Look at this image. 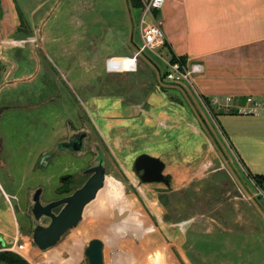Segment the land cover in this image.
Masks as SVG:
<instances>
[{"label": "rangeland", "instance_id": "rangeland-1", "mask_svg": "<svg viewBox=\"0 0 264 264\" xmlns=\"http://www.w3.org/2000/svg\"><path fill=\"white\" fill-rule=\"evenodd\" d=\"M36 1L14 0L21 22L15 34L0 39L30 38L24 47L8 46L18 51L15 66L25 74L6 77L4 89L3 78L14 60L5 61L0 54V210H7L2 201L6 192L23 223L21 214L27 212L33 192L65 163L57 158L42 170L39 160L56 139H65L71 120L98 141L107 155L108 175L120 181L124 195L118 207L90 202L79 225L50 249L39 251L27 237L29 229L23 231V254L28 255L27 248L29 255L35 252L33 262L38 264L53 253L85 264L88 241L101 237L106 264H112L119 250L136 257L132 264H185L182 247L190 252L192 264H264V190L256 187L224 142L221 118L214 114L219 108H207L192 84L161 78L169 68L165 46L138 55L136 70L123 68V60L135 56L143 44L144 9L129 0H94L93 13L86 15V3L80 0L79 8L70 12L66 0V7L64 1L49 17L53 39H42L33 29L40 26L29 22ZM145 21L153 24L155 17L148 13ZM30 54L34 55L28 59ZM38 63L48 70L43 65L34 72ZM28 73L36 79L27 82ZM262 117L255 116L247 127L263 129ZM142 153L165 162L169 185L141 181L134 162ZM246 153L255 163L252 171L264 174V144H254ZM116 208L130 215L115 223ZM214 252L211 262L199 263L206 256L212 259Z\"/></svg>", "mask_w": 264, "mask_h": 264}, {"label": "crops", "instance_id": "crops-1", "mask_svg": "<svg viewBox=\"0 0 264 264\" xmlns=\"http://www.w3.org/2000/svg\"><path fill=\"white\" fill-rule=\"evenodd\" d=\"M64 1L66 7V0L36 1L33 5L35 7L29 13V22L40 26L33 27L35 37H38L36 34L39 31V36L41 35L42 39L46 35L53 39L54 36L51 35L53 31L48 29L49 17L53 16V11L57 9V6L63 8ZM79 1L68 0L70 12L75 9L74 7L79 8ZM93 1H81L83 6L86 3V7H89L86 15L89 12L93 13ZM142 2L141 9L143 11L145 0ZM1 5L3 17L0 20V39L15 34L18 23L21 22L20 11H16L14 0H1ZM70 12L68 11V13ZM129 12L131 14L132 11L129 10ZM142 16H140V20H142ZM126 21L129 22L128 17H126ZM90 22L94 23V20L92 19ZM125 22L123 21V23ZM110 23L108 27H110ZM155 23H158L164 30L167 45L163 47L169 57L171 54H175L178 57H184L189 65L201 64V70L194 75L192 84L195 92L200 96L199 99L203 100L206 97L212 102L215 97H219L222 101H225L227 96L235 98V104L228 108L212 103V107L219 108L216 110L221 118L219 132L224 134V142L234 153V156L241 160L242 166H245L252 174L264 175L252 171V164L255 163L249 153H246L254 144H264V128L251 131L247 127L250 120L260 114H232L228 112L230 109H236L234 107L236 105H246V99L250 96L264 103V0H164L161 9L155 16ZM145 27L146 21L140 26L142 42ZM128 31L129 28L126 29V32ZM141 46L137 48L134 55H137ZM6 49L7 47L3 46L0 54L5 61L9 59L13 62L14 60L12 63L14 67L4 76L2 86L6 77L25 74L23 71L19 73V68L15 66L17 63L15 55L18 51L9 49V47L7 51ZM146 50L138 55L144 54ZM55 52L57 53V51ZM31 55L34 54L27 56L28 59L32 57ZM2 57L0 56V59ZM43 65L38 63L34 72H40ZM44 68L48 70L45 65ZM28 75L32 80L26 78L27 82L33 81L35 77L32 76V73H28ZM9 79L8 81L12 82L11 78ZM186 91L187 89H185ZM262 119L264 121V117ZM7 194L4 192L5 198ZM6 200L3 202L6 204L7 210H0V237L7 244L18 239L19 230L16 213ZM202 250L204 247L200 248V251ZM36 251L40 253L41 250ZM34 254H30L33 261L35 260ZM114 254L112 255V264H115ZM181 255L185 264H192L190 252L185 251L183 247ZM127 256L131 257L127 258ZM216 256L217 253L214 252L212 259L206 256L199 260V263L211 262ZM50 257L59 264H74L71 258L65 259L61 257L60 253L50 254ZM121 258L122 264H132L136 257L124 253Z\"/></svg>", "mask_w": 264, "mask_h": 264}, {"label": "water", "instance_id": "water-1", "mask_svg": "<svg viewBox=\"0 0 264 264\" xmlns=\"http://www.w3.org/2000/svg\"><path fill=\"white\" fill-rule=\"evenodd\" d=\"M100 163L91 167L87 172L92 173L89 179L72 195L61 200L43 204L41 200L42 188L36 189L33 195V204L30 212L34 215V224L31 237L40 250H47L55 246L70 229L75 228L83 219L86 206L95 200L99 191L106 182V169L104 154H100ZM166 164L157 156L142 153L134 162V170L140 174L144 183L163 182L170 184V178L164 174ZM58 213L53 208L63 204ZM130 215L129 210L114 209L113 220L118 223ZM42 217H49L47 225L41 224ZM85 264H105L104 240L100 237L90 239L84 249ZM0 264H9L1 261Z\"/></svg>", "mask_w": 264, "mask_h": 264}, {"label": "flooded vegetation", "instance_id": "flooded-vegetation-1", "mask_svg": "<svg viewBox=\"0 0 264 264\" xmlns=\"http://www.w3.org/2000/svg\"><path fill=\"white\" fill-rule=\"evenodd\" d=\"M100 154H104V153L102 151V148H100L98 141H96V139H94L93 134H91L90 131L87 132L83 128L78 129L77 125L72 120L69 121L67 123V133H66L65 139H62V138H60L58 140L56 139L52 143L50 150L47 151V149H46V151L41 155L40 160H39V165L41 166L42 170H45L54 162L56 164L55 159H57V158L63 159L65 161V163H63V162L59 163L56 175L52 176L53 178L50 179L49 181H46V184L39 187V188H42V193H41L42 203L47 204L49 202L61 200L67 196L72 195L91 176L92 173L87 172V170L100 163V160H99ZM106 156L107 155L104 156L105 157L104 166L106 169V180H107V176H109V175H108V162H107ZM80 161L82 163H85L84 166L79 165ZM55 166H57V165H55ZM141 173H137L139 175V177H140ZM113 178L114 179H112V180L106 181L104 189H106L109 186L111 181H114L117 185L122 186V188L124 189V187L120 183V181L117 180L115 177H113ZM35 191L32 194V201L29 204L30 206H28L27 212L26 213L23 212V214H21L22 215L21 219L23 220V223L16 214V217L18 219V230H19L18 239L15 242H11V243L6 244V243H4L3 239L0 237V241L2 243V245L0 247V251L16 252L19 255H21L22 257H24L31 264H36V263H34L33 260H31V255H29V249L28 248L26 249V253H28V255L26 256L23 254V250L19 249L18 246L22 244L23 249H24V247L27 246L26 241L19 244L20 243L19 241L21 239V237H20L21 233L23 231L27 232V229H29V233L27 234L28 235L27 237L29 238V240L33 244H35L31 238V235H30V232L32 233V228H33V224H34L35 219H34V215L29 211L31 205L33 204V195H34ZM99 194L100 193H98V196H99ZM3 198H4V200H6V198H9L8 202H10V204H11L10 197H7V195H6V198H5V196H3ZM13 198H15V197H13ZM4 200H2V201H4ZM7 200H6V202H7ZM63 206H64V203L59 205L58 207L53 208L52 211L54 213H58V212H60V210L62 209ZM113 207H118V204L113 205ZM43 219L46 220V222H43ZM40 222L43 225H47L50 222V218L49 217H42ZM22 241H23V239H22ZM15 244L17 245V247H15V249H11V250L6 249L7 247L15 245ZM104 248H105V240H104ZM104 254H105V252H104ZM70 258L72 259V257H70ZM72 261L74 262V264H76V261L74 259H72ZM55 263L57 264L56 261L52 260V257L46 258L44 260V264H55ZM105 264H106V259H105Z\"/></svg>", "mask_w": 264, "mask_h": 264}, {"label": "built area", "instance_id": "built-area-1", "mask_svg": "<svg viewBox=\"0 0 264 264\" xmlns=\"http://www.w3.org/2000/svg\"><path fill=\"white\" fill-rule=\"evenodd\" d=\"M164 0H148L145 1L144 4V13L142 17V24H145V16L146 14L150 13L153 17L154 10L161 9ZM30 41L29 39H3L0 42V53L2 51V47H24L23 45ZM165 43V33L163 28L158 23L147 24L145 29H143V44L137 55L143 52L146 49L154 50L159 46H163ZM137 55L128 58L129 64L127 65L128 68L124 70L134 71L137 69ZM124 63V61H123ZM168 63V72L165 76V80L170 81L172 83H180V82H187L189 84H193V77L196 73L201 70V64L193 63V64H183L181 61L170 62ZM126 64V62L124 63ZM235 98L232 96H227L225 101H222L219 97H215L214 100L211 102L223 108H228L233 106L235 103ZM205 104V103H204ZM237 111L243 114H264V103L260 100L253 98L252 96L246 99V105H236ZM233 108V107H232ZM9 201V198H7ZM17 245H12L7 247L6 249H15ZM19 249H23V245L18 246Z\"/></svg>", "mask_w": 264, "mask_h": 264}, {"label": "trees", "instance_id": "trees-1", "mask_svg": "<svg viewBox=\"0 0 264 264\" xmlns=\"http://www.w3.org/2000/svg\"><path fill=\"white\" fill-rule=\"evenodd\" d=\"M131 5L133 7H138V8H141L143 7V2L142 0H129ZM154 14L157 16L158 14V10H154ZM23 28H19L18 31H22ZM24 31V30H23ZM167 45V41H165L164 45L163 46H166ZM181 61L183 64L186 63V59L184 57H178L176 56L175 54H171V57H170V62H176V61ZM3 62L2 60L0 59V82L2 80V72H3ZM168 72V69L167 71H165L164 73H162V76L161 78H164L166 76ZM180 85V83H178ZM204 100V103L206 104V107L211 109V111H214V109L212 108V103L211 101L204 97L203 98ZM228 112L232 113V114H239V112L237 111V109H230ZM214 114L218 115L217 112H214ZM239 161H241L239 159ZM244 167V170L246 171L247 173V176L254 182V184L256 185L257 188L259 189H263V185H262V182H264V175H257V174H252L251 172H249L245 166ZM2 243L0 241V247H1ZM124 255V252L122 251H117L114 256H113V260L114 262H120V264H122V256ZM0 261H5V262H8L9 264H31L29 263L24 257H22L21 255H19L18 253L16 252H12V251H0Z\"/></svg>", "mask_w": 264, "mask_h": 264}, {"label": "bare ground", "instance_id": "bare-ground-1", "mask_svg": "<svg viewBox=\"0 0 264 264\" xmlns=\"http://www.w3.org/2000/svg\"><path fill=\"white\" fill-rule=\"evenodd\" d=\"M128 58H125L123 61L124 63L126 62V64L123 63V68H128L127 65L129 64V61L130 60H127ZM114 179L113 176L109 175L107 176V180H112ZM106 180V181H107ZM106 183V182H105ZM105 188V186H104ZM102 188L100 191H99V196H97V200L95 201V203L100 207L104 205L107 207H113V205L115 204H118V202L120 201V199L123 197L122 193V190H120L121 186L117 185L114 181H111L109 186L104 189ZM104 189V190H103ZM119 195L116 196L117 193H119ZM97 206V207H98ZM99 207V208H100ZM111 209V208H110ZM100 210H102V208H100ZM101 212V211H100ZM127 218V217H126ZM124 220V219H123ZM118 228V227H117ZM130 231L126 232V233H129ZM134 234V233H133ZM135 235V234H134Z\"/></svg>", "mask_w": 264, "mask_h": 264}]
</instances>
